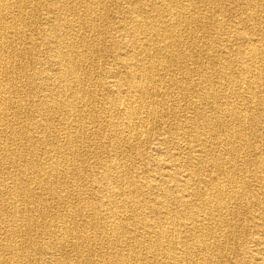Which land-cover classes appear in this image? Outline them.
<instances>
[{"label":"bare ground","instance_id":"1","mask_svg":"<svg viewBox=\"0 0 264 264\" xmlns=\"http://www.w3.org/2000/svg\"><path fill=\"white\" fill-rule=\"evenodd\" d=\"M232 241L264 264V0H0V264Z\"/></svg>","mask_w":264,"mask_h":264},{"label":"rangeland","instance_id":"2","mask_svg":"<svg viewBox=\"0 0 264 264\" xmlns=\"http://www.w3.org/2000/svg\"><path fill=\"white\" fill-rule=\"evenodd\" d=\"M97 63H99V64L103 65V67H105L104 61L97 60ZM251 243H250V245L252 247L254 245V243H253V241H251ZM236 245H237L236 241H232L231 244H229L230 249L228 250V253H227V258H228L227 264H237L238 252L236 250ZM245 260L247 261L250 259H245Z\"/></svg>","mask_w":264,"mask_h":264}]
</instances>
